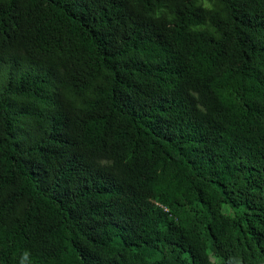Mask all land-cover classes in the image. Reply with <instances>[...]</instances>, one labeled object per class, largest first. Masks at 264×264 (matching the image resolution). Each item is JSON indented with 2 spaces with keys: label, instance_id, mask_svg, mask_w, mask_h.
<instances>
[{
  "label": "trees",
  "instance_id": "obj_1",
  "mask_svg": "<svg viewBox=\"0 0 264 264\" xmlns=\"http://www.w3.org/2000/svg\"><path fill=\"white\" fill-rule=\"evenodd\" d=\"M0 264H264V0H0Z\"/></svg>",
  "mask_w": 264,
  "mask_h": 264
}]
</instances>
